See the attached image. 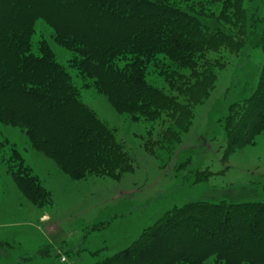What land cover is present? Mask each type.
I'll use <instances>...</instances> for the list:
<instances>
[{
    "label": "rangeland",
    "instance_id": "obj_1",
    "mask_svg": "<svg viewBox=\"0 0 264 264\" xmlns=\"http://www.w3.org/2000/svg\"><path fill=\"white\" fill-rule=\"evenodd\" d=\"M172 1L201 20L206 39L222 31L241 42L205 53L203 64L220 67H215L209 96L197 103L180 90L196 81L193 69L201 73L206 66L200 67L201 61L184 66L156 54L147 64L144 78L171 95L174 105L163 104L159 118L151 122L139 114L134 119L111 105L95 84L91 62L84 65L85 54L81 59L76 56L77 45L83 42L72 35L71 27H65L61 11L48 0L31 2L46 13L31 17L32 53L40 56L42 46L50 51L54 63L68 75L78 100L113 132L124 154L122 163L114 166L118 169L108 170L109 159H105L100 173L79 170L82 176L75 179L35 147L20 111H11L9 106L0 111V264H95L135 246L143 232L160 227L163 218L176 209L197 204L223 209L264 203V133L249 142L242 133L243 138L231 145L233 135L224 124L225 116L236 114L230 113V107L237 109L257 94L262 98L258 82L264 59V0H241L246 27L222 15V1ZM19 2L26 1L16 0ZM215 44H220L218 38ZM130 60L124 56L115 64L123 67ZM183 101L188 107H182ZM17 155L24 173L44 191L38 205L20 192L10 175L19 164ZM232 213L241 225L252 223L245 221L242 210ZM158 233L155 244L166 248L175 243V237ZM191 237L188 248H195ZM256 243L253 248L257 249ZM205 251L208 249L190 254ZM193 259L192 264H229L223 256Z\"/></svg>",
    "mask_w": 264,
    "mask_h": 264
},
{
    "label": "trees",
    "instance_id": "obj_2",
    "mask_svg": "<svg viewBox=\"0 0 264 264\" xmlns=\"http://www.w3.org/2000/svg\"><path fill=\"white\" fill-rule=\"evenodd\" d=\"M25 1V4H17L16 0H0L4 4L0 5V111L8 110V106L11 111H20L35 147L73 178L81 177L80 171L100 173L105 159H109L108 170H111L116 163H122L121 145L113 132L78 100L68 75L54 63L50 51L42 46L40 56L32 53L31 17L44 12L35 9L31 4L33 0ZM218 1H222V15L227 20L247 26L241 0ZM48 2L61 11L65 27H71L72 35L83 42L82 46L77 45L79 54L76 56L81 59L85 54L84 60L81 59L84 65L91 62L100 93L105 94L117 110L134 119L142 115L148 122L159 118L163 104L174 105L171 95L157 90L144 78L147 64L156 54H164L176 64L196 66L197 62H203L205 53H216L221 45L234 47L232 42H241L222 31L206 39L208 34L203 32L201 20L194 13L184 12L172 0ZM216 37L220 44H215ZM64 43L68 44L65 39ZM124 56H130V62L117 66L115 62ZM202 65L200 67L207 64ZM206 67L201 73L193 69L194 84L184 85L183 91L179 86L178 90L193 103L209 96L215 67L220 66L208 63ZM259 71L258 89L262 98H257V94L243 101L244 107H230V113L236 111V114L224 118L226 129L233 135L229 138L231 145L244 135L248 139L245 142H249L250 138L252 141V137L264 133V59ZM182 104L183 108L189 105L184 101ZM15 157L19 164L16 166L14 162L16 168L10 169V175L20 192L38 205L44 191L31 175L24 173L19 156ZM231 206L220 209L197 204L176 209L163 218L160 227L143 232L135 246L95 264H192L193 258L203 260L212 256H223L229 264H264V203ZM238 209L242 210L245 221L252 222L250 225L233 220L232 212ZM211 217L214 219H208ZM230 222L236 224L231 226ZM158 232L175 237V243L166 248L155 244ZM190 237L195 248H188ZM207 239L213 242L206 243ZM257 239H260L258 243ZM255 243L257 249L253 248ZM201 249L208 251L190 254ZM196 254L200 256L195 257Z\"/></svg>",
    "mask_w": 264,
    "mask_h": 264
}]
</instances>
